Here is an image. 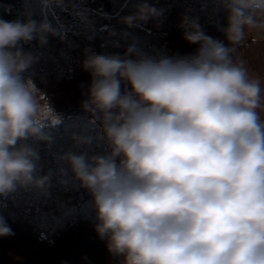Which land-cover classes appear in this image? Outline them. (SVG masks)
<instances>
[{
  "label": "clouds",
  "instance_id": "1",
  "mask_svg": "<svg viewBox=\"0 0 264 264\" xmlns=\"http://www.w3.org/2000/svg\"><path fill=\"white\" fill-rule=\"evenodd\" d=\"M211 3L214 15L226 13L224 40L187 9L178 28L191 52L146 51L135 37L122 54L85 50L81 107L103 150L60 155L59 182L70 172L87 191L94 230L116 264H264V88L234 57L248 31H264V0ZM166 11L139 0L121 22L159 27ZM41 15L0 19V205L51 187L33 145L52 142L63 114L36 84L39 56L25 48L57 35ZM74 139L77 148L92 143ZM14 234L0 214V237Z\"/></svg>",
  "mask_w": 264,
  "mask_h": 264
},
{
  "label": "trees",
  "instance_id": "2",
  "mask_svg": "<svg viewBox=\"0 0 264 264\" xmlns=\"http://www.w3.org/2000/svg\"><path fill=\"white\" fill-rule=\"evenodd\" d=\"M138 2L62 0L61 9L55 4L49 8L46 0H0V19H23L31 14L40 20L43 11L56 29L57 35H49L45 45L34 41L25 48L39 56L33 69L36 84L51 98L57 112L63 114V123L50 130L52 142L33 145L40 155V174L52 173L49 194L37 190L20 192L0 205V214L15 233L0 237V264H116L94 230V212L87 207V191L77 186L70 172L68 183L59 182V169L66 167L58 159L60 155L68 151L92 154L103 150L99 125L81 107L87 97L82 95L79 85L89 81L88 73L82 69L85 50L122 54L135 37L146 51L183 54L196 47L182 38L178 28L187 9L191 15L199 16L208 35L218 39L224 40L218 26L226 23V13H212L211 0H148L158 8L168 9L160 26L150 21L143 29H127L121 18L131 14ZM123 31H129L131 36L122 38ZM113 42L121 46L113 47ZM234 57L243 61L250 77L259 79L264 88V31H248ZM259 111L264 116V108ZM84 136L91 137L92 143L77 148L74 138Z\"/></svg>",
  "mask_w": 264,
  "mask_h": 264
}]
</instances>
